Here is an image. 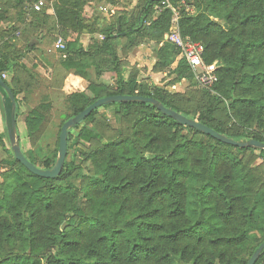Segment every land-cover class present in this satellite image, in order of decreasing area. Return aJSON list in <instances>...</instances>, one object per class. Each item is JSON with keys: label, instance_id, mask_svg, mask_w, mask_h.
Returning <instances> with one entry per match:
<instances>
[{"label": "trees", "instance_id": "1", "mask_svg": "<svg viewBox=\"0 0 264 264\" xmlns=\"http://www.w3.org/2000/svg\"><path fill=\"white\" fill-rule=\"evenodd\" d=\"M38 1L15 0L14 8L35 31L50 29L54 21L67 36L61 67L89 83L84 88L68 81L64 123L99 99L143 96L236 141L264 143V0H196L194 13L189 12L193 0H139L135 12L121 13L101 31L103 40L88 48L81 37L97 33L98 27L84 12L98 0H54V15L47 7L27 14L26 6ZM170 5L180 10L181 37L204 43V64L220 61L211 87L214 96L207 94L208 105L199 117L183 107L180 94L151 86L137 72L125 78L122 69L117 46L121 38L134 47L145 40L155 42L157 71L170 68L179 57L181 49L165 39L175 17ZM6 12L0 8V21ZM40 40L30 39L21 51L0 50V78L15 95L17 122L21 111L15 85L28 87L36 81L21 61L37 48L29 44ZM104 57L115 74L111 86L92 80L91 67ZM97 68L96 75L102 77L104 67ZM194 73L185 59L173 71L177 81ZM4 74H12L11 81ZM241 87L244 91L239 92ZM224 101L230 102L234 124L215 117ZM100 109L113 110L121 126L116 131L119 138H105L98 129ZM49 110L50 105L42 103L27 115L30 138L41 133ZM79 127L74 142L69 131L68 154L72 143L94 144L85 157L93 162L89 175L67 155L58 178L37 177L3 144L4 162L12 171L4 174L0 195V264H247L264 242L252 249L254 236L249 231L264 235V186L256 190L260 180L244 163L246 152L264 158V150L223 144L180 125L150 103L107 104L75 128ZM105 127L114 131L108 123ZM24 155L39 167L31 151ZM57 156L58 150L54 163L45 161L44 169L53 168ZM75 178L82 180L80 187L72 182ZM256 264H264V251Z\"/></svg>", "mask_w": 264, "mask_h": 264}, {"label": "rangeland", "instance_id": "2", "mask_svg": "<svg viewBox=\"0 0 264 264\" xmlns=\"http://www.w3.org/2000/svg\"><path fill=\"white\" fill-rule=\"evenodd\" d=\"M138 2L139 0H106V6L110 5L118 10L117 13L119 14L115 15L113 18L108 17L107 13H103L99 10L100 5H103L102 0H98L95 4L86 7L84 15L86 19L96 23L98 32L95 34H83L81 37V43L83 46H92L94 42L101 41V38H103V32L101 33V31L106 29V26L114 23L121 13L135 12ZM51 3L52 0H46V7L50 8ZM195 3L196 0H193V7H190L189 9L190 13H194L196 7ZM15 4V0H0V8L2 11H5V9L7 10V12L4 13L5 19L2 20L5 25L0 29V50L5 49L6 51H21L30 39L37 38L41 39L44 43L45 53H47L48 56H51V59L54 60V62H50L43 56L42 53L31 54L30 59L37 60L35 66H32L34 61H30L29 65L23 60L21 62L31 69L32 75L36 81L32 82L28 87L25 83L23 85H15V90L18 92L19 107L21 111L18 121L19 144L23 152L27 155H29V152L31 151L34 158L37 160L39 168L44 169L45 161L50 165L54 163L53 155L59 148L58 137L60 135L62 124L68 115V105L66 101V86L68 81L75 84L81 82L84 85V88H86L89 83L74 74L66 72L61 67L60 63L64 60L65 50L63 51L59 48L57 43L59 39H62L65 43H67V36L59 32L54 21L49 23L48 26H50V29L45 31H35L33 27L30 28L29 25H26V21L23 16H18V10L14 8ZM34 4L35 3H31L26 6L25 10L27 14H31V12H33L32 8ZM170 6L175 13L171 27V29L174 30L176 29V21L180 16V10L172 5ZM157 11L160 12L161 10L157 9ZM209 11L211 12V10ZM211 14L217 21L221 22L225 26L227 25L228 27V24L224 20L219 19V17L215 15V12L212 11ZM199 43L204 44L203 42ZM117 46L125 78H128L131 73L137 72L139 79L148 81L151 86L157 85L172 94H180L183 96V107H189L190 110L188 111L192 115L199 117V115L205 110L209 99L207 94L211 93L213 95L214 93H212V83H203L201 75L202 69H198V71L191 77L177 81L176 75L173 74V71L178 66L176 59L172 66L168 69L161 71H157L155 69V65L157 63V45L155 42L145 40L141 42L140 46L134 47L128 42L127 38H121L117 41ZM104 58H102V61H99L100 63L97 64L99 67L101 65L104 67L102 77H98L96 75L97 73L95 70H98V68L96 64H93L91 67L92 80L95 82H104L111 86L115 82V74L110 70V66L105 63L106 58ZM211 65H216L215 68H218L220 61L218 59L214 60ZM5 75V79L11 81L12 74ZM25 80L26 78L22 77V82ZM238 91L242 92L244 89L241 87ZM0 101L2 102L1 96ZM178 101H181V97L174 103L179 104ZM42 103H48L50 105V110L47 112L46 120L41 128V133L34 138H30L25 124L27 115ZM229 105V101H224L223 104L218 105L219 109L215 113V117L218 121H222L228 125L231 122H233V124L237 122L236 120L231 121L229 117ZM113 113V110L100 109L98 116V129L104 134L105 138L109 139L120 137L116 135V131L120 129L121 126L114 117ZM105 123H108L110 128L114 131L108 130L105 127ZM0 127L3 131L0 135L4 138V140L0 142V195L2 196L4 192L3 185L5 182L4 174L12 171V167L4 162L7 155L2 146L5 144L7 148H11V144L8 138L3 105H0ZM79 130L80 127L70 130L73 142L78 137ZM190 136L192 137L193 135ZM197 138L200 137L198 136ZM93 148L94 144H86V146L78 145L75 147L72 143L71 150L68 154V160L76 161L77 165L82 167V172L85 175H89L93 170V162L91 160H86L85 158L86 153ZM244 163L249 168L253 169L259 178V184L256 186V190H259L264 186V158L256 153L246 152L244 156ZM15 167L16 171L20 169L19 166ZM24 173L27 175L26 172ZM72 182L77 187H80L82 180L80 178H75ZM82 205L85 207V203ZM249 234L254 236V246L252 249H254L258 243L264 241V235L255 230L249 231ZM14 250L18 252L19 246L17 245ZM248 256L249 255L247 254L246 258ZM187 264H194V262L190 261ZM216 264L221 263L216 262Z\"/></svg>", "mask_w": 264, "mask_h": 264}, {"label": "water", "instance_id": "3", "mask_svg": "<svg viewBox=\"0 0 264 264\" xmlns=\"http://www.w3.org/2000/svg\"><path fill=\"white\" fill-rule=\"evenodd\" d=\"M37 41H32L29 46L33 47L37 44ZM0 96L2 100V105L5 113V123L8 132V138L11 144L12 151L14 153L15 159L22 164L31 174L44 178V179H56L60 176L67 155H68V139L69 131L83 122L87 117H89L95 110L111 103H150L157 107V109L168 116L169 118L174 119L180 125L195 129L205 135L212 137L213 139L234 147L240 148H253L258 150H264V143L256 140H250L246 142H239L234 139L222 135L214 129L197 122L194 119L187 118L184 115L164 107L160 102L154 98H148L143 96H124V95H115L109 96L97 100L92 105H90L83 112L79 113L75 117L69 119L64 123L61 128L60 138H59V149L58 156L55 165L51 169H42L31 163L24 155V152L19 144V132L17 125V101L12 89L5 83V81L0 78ZM264 251V242L259 246L256 252L249 259L247 264H256L259 258Z\"/></svg>", "mask_w": 264, "mask_h": 264}, {"label": "built area", "instance_id": "4", "mask_svg": "<svg viewBox=\"0 0 264 264\" xmlns=\"http://www.w3.org/2000/svg\"><path fill=\"white\" fill-rule=\"evenodd\" d=\"M44 7H46V0H39L33 6L34 10L36 11H42ZM166 40L170 41L181 49V54L176 59L177 63L181 59H185L194 72H197L198 69H202L201 75L203 83L213 84V82L216 80L214 75L216 65L207 66L204 64L202 59L204 47L201 44L193 43L189 40L183 39L179 33L177 24L176 29H171L170 33L166 35ZM57 44L58 47L63 51L66 50V43L62 39H59ZM64 58H66V54L64 55ZM3 78H6L5 74L3 75Z\"/></svg>", "mask_w": 264, "mask_h": 264}, {"label": "crops", "instance_id": "5", "mask_svg": "<svg viewBox=\"0 0 264 264\" xmlns=\"http://www.w3.org/2000/svg\"><path fill=\"white\" fill-rule=\"evenodd\" d=\"M54 0H52V2H53ZM100 1V0H99ZM103 1V5H100V7H99V10L100 11H102L103 13H107V15H108V17H110V18H113L115 15H117V14H119V13H117L118 12V10L116 9V8H114V7H112V6H110V5H108V6H106V0H102ZM52 4V3H51ZM88 7V6H87ZM47 13L50 15V16H52V15H54V11H53V9L52 8H49L48 9V11H47ZM29 19H31L30 17H28V22H30L29 21ZM4 22L3 21H0V29L1 28H3L4 27ZM102 40H103V38H101ZM90 45H88L86 48H88ZM46 51H45V47H44V43L40 40L38 43H37V48H36V50H34L32 53H28L26 56H25V58L23 59V61H25V62H27V64L29 65V62L30 61H34L33 62V65L32 66H35V63H37V60L35 59H30V57H31V54H39V53H42L43 54V56L46 58V59H48L50 62H54V60L53 59H51V56H48V54L47 53H45ZM52 64H54V63H52ZM78 83H80V84H82L81 82H78ZM77 83V84H78ZM75 84V83H74ZM82 86L84 87V85L82 84ZM113 115H114V113H113ZM115 117V116H114ZM19 121V120H18ZM19 124V122H17V125ZM3 131H2V128L0 127V133H2Z\"/></svg>", "mask_w": 264, "mask_h": 264}]
</instances>
